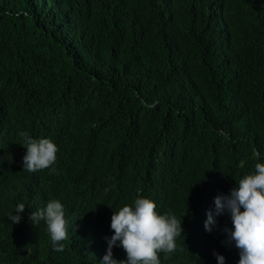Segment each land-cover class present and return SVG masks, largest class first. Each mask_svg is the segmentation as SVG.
<instances>
[{
	"label": "trees",
	"instance_id": "trees-1",
	"mask_svg": "<svg viewBox=\"0 0 264 264\" xmlns=\"http://www.w3.org/2000/svg\"><path fill=\"white\" fill-rule=\"evenodd\" d=\"M43 125L59 138L42 193L80 232L59 252L43 221L25 223L37 204L16 164L18 133ZM256 163L264 0H0V182L27 208L12 224L0 203V264H93L95 207L112 216L145 196L207 218ZM215 219L208 237L221 245L233 226L227 212Z\"/></svg>",
	"mask_w": 264,
	"mask_h": 264
},
{
	"label": "clouds",
	"instance_id": "clouds-1",
	"mask_svg": "<svg viewBox=\"0 0 264 264\" xmlns=\"http://www.w3.org/2000/svg\"><path fill=\"white\" fill-rule=\"evenodd\" d=\"M43 126V130L18 133L16 164L31 178L32 183L23 187L37 204L29 208L31 214L25 223L34 227L43 221L53 250L59 252L64 250V241L70 234L80 232L66 218L60 200L45 198L42 193L44 175L55 172L59 138V132ZM253 155L261 159L255 148ZM3 202L11 203L15 210L14 214L8 213V220L20 223L26 205L10 199L8 185L0 182V203ZM214 205V211L206 213L207 218L199 216L194 220L178 214L168 202L159 209L154 200L145 196L114 209L112 216L102 215L95 207L94 214H100L105 222L103 242L93 264H264V163H256L254 173L240 179L229 195L214 197ZM225 212L233 227L225 223L227 240L215 245L208 234L217 224L215 217ZM191 224L203 238L184 242L183 226L188 231ZM181 235L183 243H178Z\"/></svg>",
	"mask_w": 264,
	"mask_h": 264
}]
</instances>
